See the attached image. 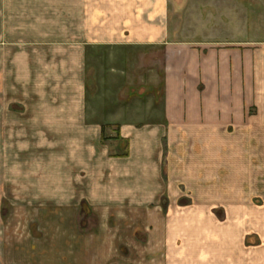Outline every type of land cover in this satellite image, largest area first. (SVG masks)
I'll list each match as a JSON object with an SVG mask.
<instances>
[{"label": "crops", "instance_id": "crops-1", "mask_svg": "<svg viewBox=\"0 0 264 264\" xmlns=\"http://www.w3.org/2000/svg\"><path fill=\"white\" fill-rule=\"evenodd\" d=\"M188 1L193 6L183 12L179 0H0V52H11L2 64L11 82L12 127L4 135L52 138L42 163L50 170L40 183L45 195L33 200L54 202L46 215L70 216V232L95 237L91 264L100 257L116 264L115 253L106 262L100 254L105 242L96 237L103 233L122 239L113 246L119 264H264V242L246 240L264 229V209L253 205L248 181L232 175L236 163L231 175L226 164L229 136L264 135V117L245 115L243 100L227 97L244 88L253 66L245 68L243 49L210 47L176 31L181 12L192 25L203 19L207 1ZM149 45L167 47L161 75L139 65L147 80L139 93L162 79L153 104L161 112L141 100L139 114L91 121L89 48ZM86 217L96 219L90 231ZM134 248L146 256H133Z\"/></svg>", "mask_w": 264, "mask_h": 264}, {"label": "rangeland", "instance_id": "rangeland-1", "mask_svg": "<svg viewBox=\"0 0 264 264\" xmlns=\"http://www.w3.org/2000/svg\"><path fill=\"white\" fill-rule=\"evenodd\" d=\"M179 1L183 12L187 7L191 9L193 6L188 0ZM205 1L208 4L201 7L204 12L203 19L200 20L202 23L198 21V25H192L190 21H195L190 15L181 12L180 18H174L175 30H184L185 36H190V39L209 40L205 44L212 45L210 47L222 46L228 49L245 50L243 52L244 66L245 68L253 66V72L251 73L250 68H246L244 88L232 90L234 92L227 97L235 99L239 96L245 104L243 112L245 115H260L263 118L264 0ZM1 46L0 43V49ZM166 47V45L91 46L87 68L88 115L91 121L103 122V117L107 114L116 113L121 116L127 110L139 114L141 100L149 104L146 106L150 110L161 112V105L153 104L155 89L159 87V93L162 89V79L158 81V87L149 82L148 88H151L148 94L140 95V85L147 84V80L140 79L139 65H147L149 69L147 72L157 71L158 76L161 75L163 61L161 55L166 52ZM10 56L11 52H0V264H71L73 260L91 264L95 237L91 233L87 234L88 232H84L86 234L84 238L79 237L81 234L74 232L75 230L70 232V216L46 215L44 211L46 204L51 205L54 202L33 200L37 195H45L40 193V187L43 185L40 183H45L50 170L42 168V163L49 154L48 144L53 143L50 140L52 138L4 135L10 132L6 128L12 127L11 114L8 113L11 109V105L8 104L11 93L7 89V83L11 85V82L6 80L7 66H4L5 70L2 68L3 62L5 64ZM236 59L239 61V55L237 58L229 56L228 63L230 64L232 60L235 62ZM7 114L10 115L9 121H7ZM126 120H128L127 117ZM141 122L143 120L139 121ZM259 127L264 129V120H260ZM226 143L228 152L227 155L226 153L223 155H226L230 175L231 165L236 163L237 167L232 175L241 176L248 181L249 184L245 187L249 188V193H253V205H259L261 210L264 209V135L229 136ZM257 179L259 190L252 192V188L256 187ZM261 214H263L262 211ZM81 219L83 218L78 220L82 221ZM84 219L87 221L84 229L90 231L91 224L88 221L92 222L96 219L93 217ZM131 220L134 221V218ZM260 222H264V215L260 217ZM113 224L110 225L113 226ZM246 228L257 232V229H251V226ZM115 234L103 233L96 238L100 243L105 242V248L100 251L101 256H105V262L109 254L115 253L116 264H119L118 252L120 251L113 246L118 241L122 242V239ZM115 239L116 242L113 241ZM246 240L264 242V229L260 228L259 234H250ZM108 241L111 247H108ZM80 243L83 248L77 249L76 245ZM133 250V256L139 258L146 256L145 249L134 248ZM149 251H147L148 254ZM103 261L104 258L100 257L101 264H104ZM137 262L136 264H139L140 261Z\"/></svg>", "mask_w": 264, "mask_h": 264}]
</instances>
